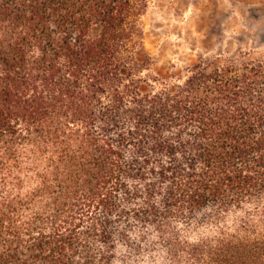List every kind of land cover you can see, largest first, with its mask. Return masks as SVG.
Returning <instances> with one entry per match:
<instances>
[{
    "label": "trees",
    "instance_id": "16d2710c",
    "mask_svg": "<svg viewBox=\"0 0 264 264\" xmlns=\"http://www.w3.org/2000/svg\"><path fill=\"white\" fill-rule=\"evenodd\" d=\"M149 3L0 0V264H264V57L147 75Z\"/></svg>",
    "mask_w": 264,
    "mask_h": 264
},
{
    "label": "rangeland",
    "instance_id": "374dc122",
    "mask_svg": "<svg viewBox=\"0 0 264 264\" xmlns=\"http://www.w3.org/2000/svg\"><path fill=\"white\" fill-rule=\"evenodd\" d=\"M149 60L145 74L178 83L199 64L264 57V0H150L140 20ZM235 215L227 218L229 222ZM216 224L176 221L174 240L196 241ZM179 253V245L177 246ZM164 244L133 253L121 248L115 264H175ZM176 264H179L176 263Z\"/></svg>",
    "mask_w": 264,
    "mask_h": 264
}]
</instances>
